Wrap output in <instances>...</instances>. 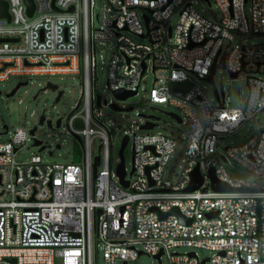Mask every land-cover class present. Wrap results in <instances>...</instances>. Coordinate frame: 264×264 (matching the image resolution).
Wrapping results in <instances>:
<instances>
[{
	"label": "built area",
	"instance_id": "2783aa9c",
	"mask_svg": "<svg viewBox=\"0 0 264 264\" xmlns=\"http://www.w3.org/2000/svg\"><path fill=\"white\" fill-rule=\"evenodd\" d=\"M3 1L10 20L0 18V83L79 76L82 89L65 118L66 133L74 138L68 163H45L37 155L19 162L27 141L39 151L46 148L32 129H17L0 143V264H96L99 252L104 264H131L160 253L157 259L166 255L169 264H264V128L254 126L245 145L218 154L222 139L264 116V0H213L219 14L210 0H101L98 12L96 0H55L60 11L52 0H33L32 17L24 0ZM254 37L263 41L247 44ZM108 44L106 89L115 98L110 105L133 109L118 104L128 98L114 92L139 95L151 72L148 101L179 111L183 139L151 133L157 119L139 135L106 115L110 105L96 90L95 57ZM222 58L229 76L246 75L240 108L227 107L224 88L216 100L205 81ZM56 90L61 99L64 91ZM42 117L52 128L64 121L58 118L54 126ZM4 134H10L8 127ZM125 136L133 145L127 187L116 174L120 161L113 148L115 138ZM172 157L180 162L177 174ZM229 158L254 181L230 176L223 166ZM195 169L202 184L187 192ZM211 169L231 191L212 189ZM173 208L189 223L171 214L160 218L158 213ZM181 247L211 256L177 253Z\"/></svg>",
	"mask_w": 264,
	"mask_h": 264
},
{
	"label": "rangeland",
	"instance_id": "374dc122",
	"mask_svg": "<svg viewBox=\"0 0 264 264\" xmlns=\"http://www.w3.org/2000/svg\"><path fill=\"white\" fill-rule=\"evenodd\" d=\"M212 7L211 11L214 14H219L215 7L213 0H210ZM101 0H96V12L100 10ZM197 10L203 15V6L201 4L196 6ZM247 11V7H246ZM141 43H146L142 38H135ZM262 37H254L247 40V44L254 42H262ZM112 56V44L100 46L96 50V90L103 95L107 104L115 101L111 92L106 89L107 75L106 68L109 59ZM246 75L241 74L237 78H230L227 71L222 68H217L213 81L216 87L223 85L225 96L228 100V108H240L247 95ZM264 79V75H262ZM153 76L151 72H147L146 78L141 84V91L139 95L129 97L125 102H117L118 104H126L132 106L133 109L128 113L117 112L110 107H105L104 111L110 119L117 123L122 128H128L139 135L145 134L144 130L139 129L144 125L148 119L153 116L158 120V127L151 130V133L161 132L169 135L175 139H183L186 131L185 126L178 124L175 118L170 113L179 115V111L168 105L151 104L148 101V94L151 88ZM20 82V79H11L6 83H0V133L3 132L4 126H7L10 134L0 135V143L8 142L10 135L17 129L30 130L36 127L34 137L43 142L46 146L45 150L33 146V142L27 141L22 149L17 153L16 159L19 162L29 161L32 155L40 156L45 163H68L72 159L74 151V138L66 133L67 128L65 118L72 110L75 102L78 100L80 91L82 89L81 78L79 76H55V77H33L25 86H21L12 97H6V94L11 92L15 86ZM47 82L55 84L59 90H63L64 94L60 101L56 102L57 90L45 89L42 90ZM144 90V91H142ZM38 92L37 98L34 99ZM145 117H143V116ZM44 116L47 120H51L55 126L58 118H62V126L59 128H52L47 123L39 124L40 118ZM52 124V126H53ZM254 126L264 128V116L258 115L255 122H250L245 125L240 131L221 140L218 154L226 156V147H240L245 145L249 139L255 135ZM57 145H61L56 149ZM121 147L120 139L117 137L114 140V157L120 161L119 150ZM53 154L50 156L49 153ZM179 150V148L177 149ZM133 161V145L129 141L124 149V167L128 173L132 170ZM179 160L172 157L170 164L174 167V173H178ZM225 171L233 177H237L246 181H254V178L243 167L237 164L234 160L228 159L223 163ZM259 186L264 189V180L259 182ZM177 253L196 252L200 258L210 257L211 253L199 249L177 248ZM96 264H104L101 252L98 253ZM131 264H169L166 255L162 256L160 260L148 255H142Z\"/></svg>",
	"mask_w": 264,
	"mask_h": 264
},
{
	"label": "water",
	"instance_id": "95a60500",
	"mask_svg": "<svg viewBox=\"0 0 264 264\" xmlns=\"http://www.w3.org/2000/svg\"><path fill=\"white\" fill-rule=\"evenodd\" d=\"M54 1L55 0H52V4H51L52 7H53V9L55 11H60L59 9H57L54 6ZM24 3L26 5V7H27V14H28V16L29 17H32V15L34 13V9H35L33 0H24ZM69 12H73V7H71L69 9ZM0 18H5V19H7V21L10 20V17H9V14H8V5L3 0H0ZM145 22L147 23L146 16H145ZM224 67H225L224 66V59L222 58L219 61L218 64L214 63L212 65V67L210 69L209 75L205 78V81L212 86L213 95L216 98V100H218V101H219V93L221 95H223V85L220 84V86H219V92H218V89H217V87H216V85L214 84V81H213V75H214V73H215V71H216L217 68H224ZM143 69H144V66H143ZM236 77H237V74H231L230 75V78H236ZM26 84L27 83H25V82H19L11 92H9V93L6 94V97L7 98L8 97H12L15 94V92L21 86H25ZM56 88L57 87H56L55 84H52L51 82H47L46 85H45V87L42 90H45V89L56 90ZM135 94H136L135 92H121V91L114 92V95L118 99L129 98V97L134 96ZM37 95H38V92L35 94L34 99L37 98ZM61 95H62V92L59 91L58 92V96L55 99L56 102L60 99V96ZM110 108L113 109V110H115V111H117V112H130L132 110L131 107H128V108H126V109L123 110V109L118 108L115 105H110ZM170 115L173 118H175L177 122H180V119H179V117L177 115L172 114V113H170ZM141 116H143V115H141ZM143 117H145V116H143ZM147 119H148V121L144 125L141 126V128L143 130H150V129H152L156 125V124L150 122V119H155L153 116H149V117H147ZM43 120H44V118L41 117L40 120H39V124H42L43 123ZM59 123H60V120L57 121V126H59ZM77 125L79 127H81V121L80 120L77 121ZM48 126L51 127L50 122L48 123ZM4 128L6 129L7 126H4ZM35 130H36V128H33L30 133L31 134H34V131ZM78 140H80V139L78 138ZM127 143H128V138L125 136L121 140V147H120V150H119L120 164L116 168V174L118 175V177L120 178L121 182L123 183V185L125 187H127V185H128L127 182H124V177L126 175V173H125V167H124V149H125V146H126ZM39 144H40L39 141H35V145H39ZM98 159L99 158L96 157V163H95L94 169H93L94 178L96 177V169H97V166H98ZM132 172H133V170L131 171V173ZM209 178H210L211 187H212L213 190H215V191H222V192L231 191L226 184L220 182L216 178L214 169H211L209 171ZM201 184H202V178H201L198 170L195 169V171L192 173V176H191V182H190L189 186L185 189V191H187V192H193V191L197 190L200 187ZM155 211H157V210H155ZM158 214H159L160 218H162V219L165 218L168 214L175 215V216H177L180 219V221L182 223H189V221H186V219L180 214V212H179V210L177 208L171 209V211L169 213H167V214L166 213H158ZM160 255H161V253L159 255H157V258H159Z\"/></svg>",
	"mask_w": 264,
	"mask_h": 264
}]
</instances>
